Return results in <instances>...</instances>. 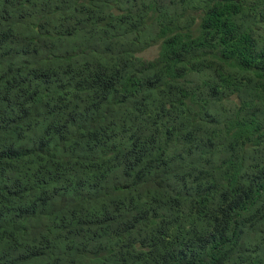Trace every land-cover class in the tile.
<instances>
[{"label":"trees","instance_id":"obj_1","mask_svg":"<svg viewBox=\"0 0 264 264\" xmlns=\"http://www.w3.org/2000/svg\"><path fill=\"white\" fill-rule=\"evenodd\" d=\"M0 264H264V0H0Z\"/></svg>","mask_w":264,"mask_h":264},{"label":"rangeland","instance_id":"obj_2","mask_svg":"<svg viewBox=\"0 0 264 264\" xmlns=\"http://www.w3.org/2000/svg\"><path fill=\"white\" fill-rule=\"evenodd\" d=\"M144 58L150 59L155 55V50L154 49H149L145 53L142 54Z\"/></svg>","mask_w":264,"mask_h":264},{"label":"clouds","instance_id":"obj_3","mask_svg":"<svg viewBox=\"0 0 264 264\" xmlns=\"http://www.w3.org/2000/svg\"><path fill=\"white\" fill-rule=\"evenodd\" d=\"M155 52H156V50H155ZM153 57H154V56H153ZM153 57H152V58H153ZM150 59H151V58H150Z\"/></svg>","mask_w":264,"mask_h":264}]
</instances>
